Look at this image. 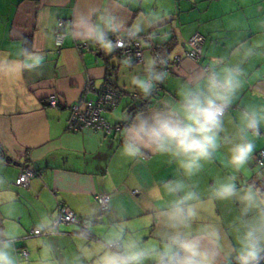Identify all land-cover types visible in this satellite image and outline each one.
Masks as SVG:
<instances>
[{
	"label": "crops",
	"instance_id": "crops-1",
	"mask_svg": "<svg viewBox=\"0 0 264 264\" xmlns=\"http://www.w3.org/2000/svg\"><path fill=\"white\" fill-rule=\"evenodd\" d=\"M78 2L0 0V54L14 53L27 41L26 47H33L45 58L42 66L33 72H24L15 80L0 78V231L16 233L17 252L26 249L31 264H37L45 245L51 249L50 264H69L77 252L79 241L74 237L77 229H82L73 224L61 225L58 234L24 238L31 229L38 228L42 217L57 215L61 205L95 226L90 241L98 240L105 227L114 222L140 228L145 232V239H150L155 226L151 224L146 202L157 184L176 175V166L168 164L167 157L148 154L142 160H131L123 156L122 129L113 134L68 129L70 106L82 96L86 83L92 81L95 87L109 84L118 89L122 94L120 103L106 117L111 123L125 122L121 116L147 112L157 99L175 97L183 80L206 65L212 56L227 54L239 41L264 38L261 36L264 29L257 27L258 19L264 17V11H257L264 9V0L128 3L118 12L129 23L149 12L158 13L162 18L158 27L147 28L140 37L148 35L154 43L164 45L172 61L176 55L182 58L172 62L168 79L154 96L144 98L138 91L129 90L126 75L132 69H123L118 50L106 55L95 45L87 43L88 48H84L85 42L70 38H65L61 47L57 45L59 22L63 20L66 24L71 20ZM198 30L205 34L206 41L202 58L196 62L186 53L189 39ZM145 39L143 58L153 55L150 42ZM133 64L136 69L142 67L141 61ZM246 67L264 75V57L256 58ZM254 86L264 88V83ZM252 91V86L245 87L240 101L233 105V116L243 103L260 102L254 100ZM52 95L58 96V106L47 103ZM88 97L95 98L96 94L89 92ZM256 144L252 168L260 166L256 156L264 148V137ZM28 166L35 167L38 173L28 186L16 184L21 171ZM227 171L222 157L218 156L194 179L200 191L206 193L213 179ZM103 193L111 196L106 210L95 198ZM216 212L226 230L235 215V206L218 202Z\"/></svg>",
	"mask_w": 264,
	"mask_h": 264
},
{
	"label": "clouds",
	"instance_id": "clouds-1",
	"mask_svg": "<svg viewBox=\"0 0 264 264\" xmlns=\"http://www.w3.org/2000/svg\"><path fill=\"white\" fill-rule=\"evenodd\" d=\"M135 2L80 0L71 20L61 25V35L111 54L162 23L152 12L132 23L123 19L118 9ZM257 27L264 29V17ZM27 44L0 54V78L15 80L42 66L44 55ZM259 57H264V38L239 41L227 54L212 56L190 73L175 97H161L147 112L120 117L125 121L121 154L131 160L148 154L167 157L176 175L157 184L146 202L155 226L150 239L140 228L114 222L90 241L95 226L86 221L84 230L77 229V252L69 264H264V164L250 167L256 141L264 137V88L254 86L264 83V75L246 67ZM120 63L124 70L132 69L126 75L129 90L144 98L153 97L169 77L168 60L161 55L143 58L140 69L130 55ZM246 86L253 87L252 96L260 102L243 103L233 116V105ZM218 156L227 174L214 178L202 193L194 178ZM218 202L236 208L226 230L216 212ZM55 215L42 217L38 229L52 231ZM16 240L14 231H0V264H31L30 256L17 252ZM44 247L37 264H50L51 249Z\"/></svg>",
	"mask_w": 264,
	"mask_h": 264
},
{
	"label": "built area",
	"instance_id": "built-area-1",
	"mask_svg": "<svg viewBox=\"0 0 264 264\" xmlns=\"http://www.w3.org/2000/svg\"><path fill=\"white\" fill-rule=\"evenodd\" d=\"M65 21L59 22V27L56 34V43L58 46L64 44L65 38L61 35V25H64ZM144 38H148L151 49L156 55L166 57L168 64L166 71L171 70L172 62H179L182 60L180 55H176L173 61L167 56H163L159 51L160 46L152 41L147 35ZM115 39V38H114ZM143 37L137 40L128 41L126 46L118 48L117 50L122 53L125 57L130 55L133 61H141L143 59ZM206 41V36L201 31H196L188 41L189 49L186 56L193 60L199 61L202 58L203 48ZM84 48H88V44H83ZM158 70H162L161 66H158ZM94 92L95 98H89L88 93ZM122 94L121 92L112 87L109 84H103L100 87H95L92 81L86 83L84 92L78 101L70 106V116L68 119V129L71 131H82L84 129H92L94 131H102L105 134H113L118 130H121L125 123H111L106 117V113L114 110L120 103ZM47 103L52 106L59 105V98L57 95H52L47 99ZM258 164H264V149H262L256 156ZM38 173L35 167L24 168L19 177L16 180V184L28 186L31 179ZM137 192V191H134ZM96 201L103 210L109 208L111 196L108 193L96 195ZM86 219L81 218L76 212L70 209L68 206L61 205L58 209L57 215L55 216V222L50 226L52 231L49 229L40 230L33 228L24 238H34L40 236H49L52 234L60 233L61 225L73 224L79 226L82 230L87 227ZM20 253L29 255L26 249H21Z\"/></svg>",
	"mask_w": 264,
	"mask_h": 264
},
{
	"label": "trees",
	"instance_id": "trees-1",
	"mask_svg": "<svg viewBox=\"0 0 264 264\" xmlns=\"http://www.w3.org/2000/svg\"><path fill=\"white\" fill-rule=\"evenodd\" d=\"M147 40H148V38H146ZM145 39V40H146ZM149 41V40H148ZM144 42V38H143V40H142V43ZM157 44V43H156ZM159 46H160V48H159V51L162 53V55L163 56H167L169 53L167 52V50L165 49L166 47L163 45H160V44H158ZM143 48H144V46H143ZM150 48H151V46H150ZM152 50V49H151ZM118 53H119V55L123 58L124 56L122 55V53L120 52V51H118ZM152 53H153V55H156V53L152 50ZM134 62V61H133ZM160 85L161 84H159L158 86H157V91L160 89ZM156 91V92H157ZM133 110H139L138 108H133ZM119 123H121V122H119ZM123 123H125V122H123ZM264 149V148H263ZM261 151V150H260ZM259 151V152H260ZM0 152H2V149H1V147H0Z\"/></svg>",
	"mask_w": 264,
	"mask_h": 264
},
{
	"label": "water",
	"instance_id": "water-1",
	"mask_svg": "<svg viewBox=\"0 0 264 264\" xmlns=\"http://www.w3.org/2000/svg\"><path fill=\"white\" fill-rule=\"evenodd\" d=\"M5 158V157H4ZM6 159H9L10 160V158L9 157H6Z\"/></svg>",
	"mask_w": 264,
	"mask_h": 264
}]
</instances>
